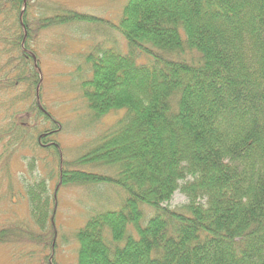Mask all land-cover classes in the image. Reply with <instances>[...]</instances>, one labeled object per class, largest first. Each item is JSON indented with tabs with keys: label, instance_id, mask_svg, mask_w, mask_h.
Returning a JSON list of instances; mask_svg holds the SVG:
<instances>
[{
	"label": "trees",
	"instance_id": "obj_1",
	"mask_svg": "<svg viewBox=\"0 0 264 264\" xmlns=\"http://www.w3.org/2000/svg\"><path fill=\"white\" fill-rule=\"evenodd\" d=\"M31 2L0 0V175L27 147L56 158L62 184L112 182L125 192L119 209L73 234L77 264H264V0H127L118 29L128 53H88L91 78L83 83L95 116L125 114L71 163L47 127L29 37L99 19L63 5L36 18ZM140 54L146 63H136ZM31 157L21 155L33 175ZM88 164L116 173L69 170ZM50 179L24 181L36 230L0 228V243L26 237L54 247L46 241L54 238ZM177 190L187 201L171 208ZM141 204L155 211L144 224Z\"/></svg>",
	"mask_w": 264,
	"mask_h": 264
},
{
	"label": "rangeland",
	"instance_id": "obj_2",
	"mask_svg": "<svg viewBox=\"0 0 264 264\" xmlns=\"http://www.w3.org/2000/svg\"><path fill=\"white\" fill-rule=\"evenodd\" d=\"M126 2L32 0L30 3L31 14L36 18L57 14L64 6L99 19L40 27L29 37V44L36 51L41 70L40 102L49 113L47 127L55 129L52 137L59 143L65 162H74L90 151L99 138L113 130L125 114L124 109H119L100 117L95 116L87 106L83 83L91 78L90 65L85 61L88 53L96 54L105 50L128 53L127 40L118 29ZM38 23L34 19L33 26ZM148 59L146 55L140 54L135 61L144 64ZM23 111L20 113L21 118L24 116ZM40 121H43V117H40ZM44 123H39L41 130ZM49 153L26 147L13 156L4 172L6 177L0 175V228L15 233L22 227L36 230L28 226L33 223L24 197V181L33 180L36 175H50L48 183L55 198L52 204L54 238L46 241L54 247L51 248L48 243H35L26 237L10 239L12 242L0 243V264H77L78 244L73 234L97 213L119 209L126 197L125 192L112 182L62 184L55 170L56 158L53 159ZM23 154L27 160L32 159V155L36 157V172L33 175L28 170L27 161L21 158ZM69 168L103 175L116 173L115 166L88 164ZM186 201V197L177 190L168 205L175 208ZM140 208L141 223L144 224L155 211L146 204H141ZM128 232L136 235L131 225H128Z\"/></svg>",
	"mask_w": 264,
	"mask_h": 264
}]
</instances>
